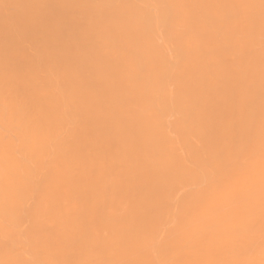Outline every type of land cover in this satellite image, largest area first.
I'll list each match as a JSON object with an SVG mask.
<instances>
[{
    "label": "bare ground",
    "instance_id": "obj_1",
    "mask_svg": "<svg viewBox=\"0 0 264 264\" xmlns=\"http://www.w3.org/2000/svg\"><path fill=\"white\" fill-rule=\"evenodd\" d=\"M257 258L264 0H0V264Z\"/></svg>",
    "mask_w": 264,
    "mask_h": 264
},
{
    "label": "rangeland",
    "instance_id": "obj_2",
    "mask_svg": "<svg viewBox=\"0 0 264 264\" xmlns=\"http://www.w3.org/2000/svg\"><path fill=\"white\" fill-rule=\"evenodd\" d=\"M187 189H188V188H187ZM182 191H183V190L179 191L176 197H178V196L181 194ZM25 226H26V224L23 225V227H25ZM256 255H257V254H254V256L252 257V259H253V258H256V257H257ZM248 257H249V256H248ZM249 259H251V257H250ZM259 259H261V258L259 257ZM257 260H258V258L255 260V261H256L255 264H257L258 262H259V264H260V263L262 262V260H261V261H257ZM263 261H264V260H263ZM253 264H254V263H253Z\"/></svg>",
    "mask_w": 264,
    "mask_h": 264
}]
</instances>
